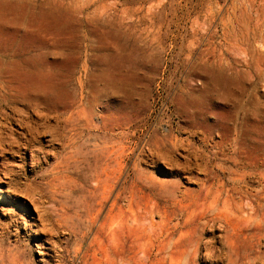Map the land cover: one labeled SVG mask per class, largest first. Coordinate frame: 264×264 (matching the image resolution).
Instances as JSON below:
<instances>
[{"label":"rangeland","instance_id":"374dc122","mask_svg":"<svg viewBox=\"0 0 264 264\" xmlns=\"http://www.w3.org/2000/svg\"><path fill=\"white\" fill-rule=\"evenodd\" d=\"M263 226L264 0H0V264H264Z\"/></svg>","mask_w":264,"mask_h":264},{"label":"bare ground","instance_id":"6f19581e","mask_svg":"<svg viewBox=\"0 0 264 264\" xmlns=\"http://www.w3.org/2000/svg\"><path fill=\"white\" fill-rule=\"evenodd\" d=\"M184 114H185V113H184ZM190 114H191V113H190ZM208 126H209V125H208ZM212 167H213V166H212ZM179 172H180V171H179ZM179 195H180V194H179ZM211 209H212V208H211ZM212 210H214V209H212ZM149 211H150V210H149ZM215 215H216V213H215ZM222 216H223V214H222ZM217 217H219V216H217ZM224 217H225V216H224ZM122 219H123V218H122ZM217 219H218V218H217ZM233 219H235V218H233ZM232 221H234V220H232ZM223 222H224V221H223ZM229 222H230V221H229ZM235 222H236V219H235ZM235 222H234L233 225H235V224L237 223V222H236V223H235ZM225 225H226V224H225ZM231 225H232V224H231ZM220 226H221V225H220ZM243 226H244V225H242V228H243ZM224 227H227V226H224ZM237 227H238V226H237ZM239 227H240V226H239ZM229 228H230V227H229ZM233 228H234V227H233ZM263 228H264V226H263ZM227 229H228V228H227ZM237 229H238V228H237ZM239 229H240V228H239ZM240 230H241V229H240ZM260 230H261V229H260ZM228 232H229V231H228ZM233 233H234V232H233ZM237 233H238V232H237ZM237 233H236V234H237ZM230 234H232V233L230 232ZM234 235H235V234H234ZM239 235H240V234H239ZM82 236H83V235H82ZM150 236H151V235H150ZM231 236H232V235H231ZM235 236H236V235H235ZM257 237H258V236H257ZM257 237H256V238H257ZM218 240H219V239H218ZM261 240H262V239H261ZM163 244H164V242H163ZM167 244H168V243H167ZM162 246H163V245H162ZM162 246H161V247H162ZM153 247H154V246H153ZM158 247H160V246H158ZM204 247H206V246H204ZM136 248H137V247H136ZM162 248H163V247H162ZM158 249H159V248H158ZM164 253H166V252H164ZM151 256H152V255H151ZM161 259H162V258H161ZM158 260H159V259H158ZM157 262H158V261H157ZM205 262H206V261H205ZM148 264H149V263H148ZM150 264H151V263H150Z\"/></svg>","mask_w":264,"mask_h":264}]
</instances>
